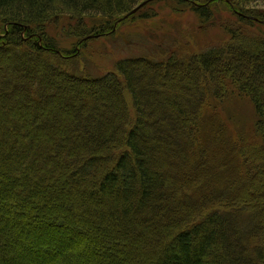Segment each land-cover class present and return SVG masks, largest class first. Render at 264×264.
Masks as SVG:
<instances>
[{"label":"trees","instance_id":"trees-1","mask_svg":"<svg viewBox=\"0 0 264 264\" xmlns=\"http://www.w3.org/2000/svg\"><path fill=\"white\" fill-rule=\"evenodd\" d=\"M144 1L0 0V90L8 86L3 94L14 97L8 106L0 104V144L5 145L0 200L6 201L7 213L18 208L13 217L19 222L9 233L12 216H0V264H88L80 252L84 246L94 264H148L150 258L152 264H264V13L246 8L264 0H211L229 4L242 24L227 27L230 39L222 45L192 56L124 58L100 77L70 71L80 54L63 56L46 30L68 15L79 21L72 29L82 42L85 15L117 18L118 24L137 13L154 16L142 13L157 0L119 19ZM177 1L201 17L212 14L208 5L195 4L200 0ZM115 23L99 28L113 32ZM16 62L22 76L13 68ZM181 69H188V80L200 70L193 84L202 98L192 100L191 92L187 108L167 92ZM53 77L57 83L50 82ZM59 80L68 82L66 88ZM229 87L250 98L262 142H237L228 136L219 112L210 110L211 99L222 101ZM61 91L75 108L64 102ZM109 94L119 99L114 112L101 107ZM120 115L118 134L104 132L92 144L85 141L88 132H100L93 127L96 116L105 122ZM144 143L170 147L161 165L166 172L151 166L159 155L157 149L145 151ZM23 169L26 173L18 176ZM104 172V183L89 188ZM25 180L37 188L23 189ZM88 202L93 220L83 209ZM137 230L160 236L141 241L131 236ZM120 241L126 242V251H120Z\"/></svg>","mask_w":264,"mask_h":264},{"label":"rangeland","instance_id":"rangeland-1","mask_svg":"<svg viewBox=\"0 0 264 264\" xmlns=\"http://www.w3.org/2000/svg\"><path fill=\"white\" fill-rule=\"evenodd\" d=\"M212 1L200 0L199 3H196V5L198 6H201V3L208 5L210 10L212 11L210 17H201L199 14L193 11L192 6L187 4L181 5L177 0L153 1L146 6V11L142 14L155 12L154 16L141 18L138 15L139 13H137L133 18H128V20L122 22L121 24H118V21L116 22L117 18H114L110 22H107L108 19L102 17L98 18L100 17V14L85 15L83 17V22L85 24L87 22V30L85 33L89 37L96 36V38H91L88 40V42L82 45L80 44L82 37L73 35V29H76L78 27L77 24L79 22L76 18H72L68 15H63L60 18H58L59 16H57L58 19H55L52 23L46 25V30L48 31L49 38L54 42V44L59 47L60 50L63 51V56H65L66 58L71 56L69 55L71 50L75 51L76 48L80 50V63H78L77 66L73 65L71 68H69L70 71L74 72L75 74H83L84 76L100 77L114 70L115 63L118 60L124 58L150 56L152 59L160 60L172 54L179 57H183L188 54L192 56L193 54L204 53L209 49L208 47L210 46L222 45L223 43L228 41L230 39V34L227 32V27H229L233 23H237L236 25L238 26L242 24H240L236 13L229 7V4L221 1ZM246 8L255 9L261 13H264L263 2H254L248 5ZM122 17L123 16H120L119 19H121ZM114 23L115 26L113 28V32L112 30L103 32L101 28H99L106 25L112 26ZM1 41L2 40L0 39V42ZM74 46H76V48ZM240 57V66L244 65L245 73L247 74L250 71L249 67H247L243 57ZM18 63L20 62H16V65H13V68L20 76H22V74L24 73L21 72L20 64ZM33 68H35L34 65ZM187 71L188 69H181L177 72V75H172L170 82L174 84L171 87L167 88L168 94L172 96L171 99L182 102L186 108L187 105L189 106L191 104V99H189V95H191V92L194 96L192 100L200 101L202 98V94L197 95V91L195 89L196 84H193V79L195 81V76L200 70L192 73V80H188L185 77ZM33 73L34 69L30 74ZM42 79L47 80V75H44ZM50 82L57 83L54 77L50 78ZM59 84L66 88L67 85L65 84H68V82L59 80L58 85ZM60 89L62 90V88ZM7 91H9L8 86H4L0 90V104L4 106L6 104L8 106L10 103L9 100L14 98L11 96H5L3 94V92L5 93ZM61 93L63 96V100L67 105L73 104L69 103L71 102V98L67 97L68 94H65L63 91H61ZM13 95H15V93H13ZM19 96H16V98L20 99L23 104L28 103L29 107L31 104H34L32 102L29 103L24 97ZM126 97H129L130 99H127V101L131 109V97L128 95V93H126ZM3 98H6L7 101L3 102ZM103 100L104 102H102L101 105L102 108L113 110L112 112H114L115 109L119 108L116 103H119V99L113 97L111 94H109L107 98ZM58 106L66 107L65 105ZM72 107L75 108V105L73 104ZM210 107L213 108L210 109L213 112H219L222 121L226 122V131L228 136H230L237 142L240 140L243 144L255 142V139L257 140V142H262L261 136L257 133L256 130L258 117L250 98L244 95L242 96V94L240 95L239 92L233 87H229L227 95L224 96L222 101H217L213 98L211 99ZM30 109L32 112L36 110V108L32 105ZM28 114L30 115L31 112H29ZM81 114H83V112H81ZM132 114L135 115L134 110H131V116ZM83 116L88 119V121L91 117L87 114H84ZM52 119L56 120L53 117ZM23 120L24 117L22 121ZM120 121L121 115L112 117L110 118V120H106L105 122L99 119L98 116H96L95 124L93 127L98 129V131H100V134L94 131L88 132L90 137L85 138V141L92 144L91 139L94 140L97 136L103 137L104 132H107L108 134H118L120 132ZM4 146V143L3 145L0 144V153L2 152V147L4 148ZM142 147L145 151H154L155 149H157V153L159 156L156 158L155 162L152 161L151 166H153V168H156L161 174L166 172L165 167L162 168L161 165L163 158L169 155L168 153L170 147H162L158 143H144ZM12 164L14 167V172L16 169V164ZM52 165L53 166L51 170L55 172V170L58 169L57 165L55 163H53ZM58 165L61 164L58 162ZM107 166L109 168V164ZM246 166L248 165H243V168L245 170H247ZM25 171L26 170L23 169L16 174L18 176H22L23 173H26ZM104 175L105 172L103 174L101 173L99 177L93 179L94 181L91 184L92 186H90L89 188H97L99 184L104 183V180H102ZM40 179L44 180V187H47L48 184L46 182L45 176H42ZM72 182L74 181L72 180ZM20 185L25 190L28 187L32 189L37 188L36 186L32 185V181L30 184V180H25L20 183ZM87 190L89 189H85V194L89 193ZM161 190H163V188H161ZM52 200L55 201L54 198H52ZM5 203L6 201L1 202L0 200V216L1 218H6L5 214H9L10 216H12L8 219V224H10L11 226L9 233H11L12 230L13 232H15L19 227V222L17 221L18 217H13V213L16 212L18 208H14L13 211L7 213L6 206L8 205H6ZM66 203L67 205L70 204L69 201H67ZM92 204L93 203L88 202L87 204H85L83 209H86L89 213H91V217L93 220L95 211L91 210ZM113 208L118 209L114 206ZM114 215H119L116 210H114ZM137 217L136 221L138 222L139 217ZM121 228H127V225H122ZM131 236H139V238L142 239L141 241H144L146 239L150 240L151 238L155 239L160 235L157 231H154L151 236L147 233V230H145V232L137 230V232L133 233ZM52 239L55 242L60 241L59 236H53ZM133 240H135V238H133ZM123 243L126 242L120 241L118 243L120 251L127 250V247L125 248ZM15 245L17 246V243H15ZM142 247L143 245L141 246V248ZM80 252L85 253L86 263L94 264L97 261L88 259L89 247L84 246V248H82ZM145 255L146 257H149L148 254ZM99 261L101 260L99 259ZM152 263L153 260L150 258L148 264Z\"/></svg>","mask_w":264,"mask_h":264},{"label":"bare ground","instance_id":"bare-ground-1","mask_svg":"<svg viewBox=\"0 0 264 264\" xmlns=\"http://www.w3.org/2000/svg\"><path fill=\"white\" fill-rule=\"evenodd\" d=\"M196 4V3H195ZM102 16L100 15V17H98V18H101ZM106 19H108L107 20V22H110L113 18L112 17H105ZM87 38V39H86ZM91 38H96V36H91V37H89V36H86V37H84V41H82L80 44L82 45V44H84V43H86V42H88V40L89 39H91ZM75 48H76V46H74ZM80 52V50L78 49V48H76V52L74 53V51H72L71 50V52L69 53V55H74V54H77V53H79ZM16 101L15 100H13L12 101V103H11V106L12 107H16ZM247 143H244V145H246Z\"/></svg>","mask_w":264,"mask_h":264},{"label":"water","instance_id":"water-1","mask_svg":"<svg viewBox=\"0 0 264 264\" xmlns=\"http://www.w3.org/2000/svg\"><path fill=\"white\" fill-rule=\"evenodd\" d=\"M152 0H146L144 2H142L141 4H139L135 9H133L130 13H128L127 15H125L122 19H120L121 21L123 19L128 18L130 15L138 12L142 7H144L147 3L151 2ZM87 39V38H86Z\"/></svg>","mask_w":264,"mask_h":264}]
</instances>
